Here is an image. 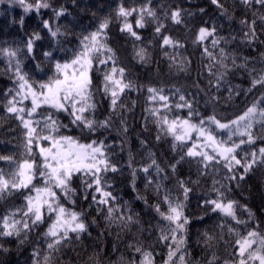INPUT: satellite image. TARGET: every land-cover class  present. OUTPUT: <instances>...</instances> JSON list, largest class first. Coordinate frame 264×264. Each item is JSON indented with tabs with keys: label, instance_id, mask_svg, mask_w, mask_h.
Instances as JSON below:
<instances>
[{
	"label": "trees",
	"instance_id": "obj_1",
	"mask_svg": "<svg viewBox=\"0 0 264 264\" xmlns=\"http://www.w3.org/2000/svg\"><path fill=\"white\" fill-rule=\"evenodd\" d=\"M50 2L53 8L63 6L67 9L64 16L58 21H53L62 31L68 33L67 36L60 38V47L65 49L75 50L81 35L94 31L101 19L108 17L111 20L106 30L107 44L116 53L118 67L125 69V79L134 85L120 97L119 104L124 107L113 113L110 109V98L103 94V73L112 67L111 62L107 65L95 64L92 72L93 99L97 105L95 119L102 121L111 116V127L97 129L95 133H88L86 130L82 133L80 128L71 124V117L67 113H58L57 118L68 125L67 129L61 130L63 134L78 136L81 142L86 143L90 140H103L109 146L106 151L118 171H109L105 174V179L110 185L106 190L117 198L115 204L121 207L124 214L132 215L134 220H139L138 224L131 223L127 227L119 221L107 222L104 219L107 215L106 208L98 212V206L92 201L94 189H88L85 193L83 180L88 178L79 174L74 176L72 187L76 189L73 197L75 204L65 200L61 202L66 207L85 213L84 221L88 225V232L82 233L79 239L75 234H70L71 240L55 254L54 264H125L133 258L139 261L140 255L128 247L129 244L137 243L154 252L156 264H163L168 249L164 242L158 240L157 224L163 226L166 222L162 221L150 206L160 203L161 210L166 211L167 205L161 203L165 191H168L174 200L176 198L183 200V191L178 183L181 180L190 189L188 199L185 201V215L191 221L187 226V252L191 264H207L212 252H216L221 261L228 257L232 252L231 244L235 240V236L228 233V226L245 234L247 230L258 225L259 230L264 232V167L255 166L243 180L226 179L230 173L222 161L213 163L205 169L199 163L198 157L185 155L187 148L191 146L190 142L184 147L178 145L173 150L172 136L161 132L155 122L157 117L149 111L159 109L160 114L168 115L169 119L176 116L186 117L187 108L175 107L181 102L180 95H184L199 113V116L194 117V121L213 114L218 119L230 120L242 114L261 92H264V88L260 86L248 91L252 80L249 71L256 69L259 72L264 68L262 58L264 22L259 19V16L264 14V8L258 4L248 7L241 3V0H220L227 9L226 13H222L211 0H152L150 6L156 10L157 20L146 17L145 27L136 29V15L128 18L142 38L137 41L127 32L121 31L123 19L116 17V9L121 0H75V2L50 0ZM146 2L147 0H123L124 6L129 8L139 7ZM176 8L184 10L183 22L180 24H175L164 15L166 11L170 13ZM200 9L204 11L201 12ZM253 13H256V16ZM21 16H24L23 27L19 23ZM52 17L51 9H42L39 16L35 12L24 15L19 6L0 4V47H16L22 44L33 31H41V19L51 20ZM244 19L248 21L256 19L258 39L252 43L245 39L244 34L248 29L240 23ZM157 22L165 26L159 35L155 34ZM213 26L216 27L215 37L195 42L201 27ZM41 35L44 39L37 42L34 53L36 59L33 60L26 54L21 56L24 71L35 80H46L52 75L51 65L44 61L42 53L51 50L53 42L46 30L41 31ZM163 36L179 41L180 46L163 45ZM217 37L225 39L213 48L212 40ZM140 48L146 49L144 61L136 55ZM205 48L214 53L217 59L220 49L223 48L229 55L224 62L227 68L210 59L204 52ZM54 56L56 59H68L71 57V51L67 54L57 51ZM232 56L236 57L235 66ZM101 58L104 59L106 56ZM37 63H40L43 71L36 69ZM241 64H246V67H239ZM222 73L226 74L217 88V78ZM15 87L14 76L8 70L6 60L0 57V155L14 156L19 160L23 152V130L15 116L7 113L5 108L10 98L6 93ZM150 87L163 89L162 94L169 97L171 111H165L161 107L163 102L149 99ZM212 97H218V100L210 102ZM25 104L30 107L28 101ZM125 128L127 131H124ZM254 130L259 132L260 125L257 124ZM234 139L238 140L235 137ZM261 146H264V142L259 139L255 145L242 146L237 150L238 158L245 152ZM150 153L154 154L157 163L164 169V173L159 177L155 173V168H150L148 173L142 171L151 163ZM181 156H184V159L181 160ZM173 164L176 165L175 172L170 167ZM0 169H4L5 172L12 170L5 161H0ZM133 169L136 170L135 190L132 186ZM238 171L243 172V169ZM165 175L167 179H164ZM149 179L153 181V185L146 188ZM156 181L163 183L159 195L153 190ZM214 181L218 183L214 185ZM36 183L39 184L41 181L37 180ZM222 185L224 187H221ZM214 187L223 191L229 200L238 202L237 217L248 221L247 228L244 225H237L231 218L224 217L219 212H213L210 205H205L206 200L216 198ZM27 194V190H22L0 200V215L9 209L20 207L24 203L23 197ZM137 194L147 197V205L143 199H137ZM96 195L99 198V194ZM245 209L251 210L254 214L253 219H249ZM93 220L96 222L93 223ZM49 223L51 220L46 219L44 224L33 229L24 244H19L13 237L0 238V244L8 249L6 252L0 250V264H33L32 251L37 247L41 250L42 259L46 252V242L42 234L47 230ZM221 224L225 225L223 229L219 227ZM205 232L216 238L210 242L213 247L205 244Z\"/></svg>",
	"mask_w": 264,
	"mask_h": 264
},
{
	"label": "snow or ice",
	"instance_id": "obj_2",
	"mask_svg": "<svg viewBox=\"0 0 264 264\" xmlns=\"http://www.w3.org/2000/svg\"><path fill=\"white\" fill-rule=\"evenodd\" d=\"M75 2V0H73ZM8 3L9 5L19 6L24 15L35 12L38 16L42 9H51L52 19H41L42 29L46 30L48 37L53 42L51 50L42 53L44 61L51 65L52 75L46 80H35L28 72L23 69L21 56L26 54L27 57L35 60L34 55L38 41L44 37L41 31H33L31 35L18 44L16 47H0V57H3L8 66V70L14 76L15 88H11L6 93L10 98L5 105L6 112L13 114L19 121L23 130V152L21 158L17 160L14 156L0 155V161H5L12 168L11 171L5 172L0 169V200L14 192L27 190L28 194L23 197L24 203L17 208L9 209L5 214L0 215V238L13 237L19 244H24L33 229L44 224L46 219L51 220L47 230L42 234L46 242V252L41 259V250L37 247L32 251L33 264H54V257L59 253L64 244L71 240L70 234H75L79 239L82 233L88 232V225L84 221L85 213L66 207L62 200L75 204L73 197L76 189L72 187L73 177L81 175L84 179L85 193L88 189H94L92 201L96 204L97 211L102 212L106 208L107 215L104 219L112 223L119 221L127 227L131 223H139L134 220L132 215H126L122 212L121 207L115 204L116 197L112 192L106 190L110 185L105 179V174L109 171L117 172L118 169L109 158L106 149L109 147L103 140H90L87 143L81 142L78 136L65 135L62 129H67L68 125L63 124L58 118V113H67L71 117V124L88 133H95L97 129H108L111 127V116L98 121L95 119L96 102L93 99V79L92 72L95 64L107 65L111 62L112 67L103 73V94L110 98V109L113 113L124 105L119 104L121 95L134 87L131 81L125 79V69L118 67L115 51L107 44V29L111 22L106 17L100 20L94 31L81 35L79 44L75 50L60 47V38L68 35L62 31L61 27L55 25L53 21H58L67 12L63 6L53 8L50 0H0V4ZM152 0L139 7H125L123 0L116 9L117 19H123L121 27L122 32H127L135 40H141V36L134 30L133 24L128 18L136 15L135 28H144L146 17L157 20V13L150 5ZM211 3L226 13L227 9L220 0H211ZM241 3L248 7L254 4L264 8V0H241ZM201 12L204 9H200ZM183 9L176 8L171 12H165L166 18H170L175 24L182 23ZM256 16V13H253ZM264 22V14L259 16ZM19 23L24 26V16H21ZM240 23L247 27L248 31L244 34L248 43L258 39L256 19L248 21L241 20ZM164 24L157 22L155 34L159 35L164 28ZM216 36V27H201L198 31L195 42H203L209 37ZM224 37H217L212 40V46L215 48L220 44ZM264 43V41H262ZM163 45L180 46L179 41L173 40L169 36H163ZM67 54L71 51V57L68 59H56L55 52ZM205 54L215 60L223 68H227L224 62L229 55L223 48L220 49L219 59L214 53L204 49ZM141 61L146 58V49L140 48L136 53ZM102 56L106 58L102 59ZM232 62L235 66L236 57L232 56ZM264 58V54H262ZM247 59V58H245ZM36 69L43 71L40 63L36 64ZM239 67H246L241 64ZM99 71V69H96ZM211 71V69H209ZM255 73V75H253ZM222 73L217 78V88L223 80ZM249 74L252 76L251 91L253 88L260 86L264 88V68L257 72L251 69ZM211 83V82H210ZM179 92V89L176 90ZM151 101L163 102L161 107L165 111H171L169 108V97L162 94L163 89L148 88ZM231 92V90H230ZM180 103L175 107L177 109L187 108L186 117L176 116L169 119L168 115H161L159 109H149L153 116L157 117L156 124L161 132L170 135L173 138L172 148L177 146H191L185 153L188 157L199 158V163L206 169L213 163L223 162L230 175L228 180H243L244 177L253 170L257 165L264 167V146L245 152L238 158V149L244 145H255L259 139L264 142V92H261L243 112L230 120L218 119L215 114L206 118H200L194 121V117L199 113L193 108V103L186 99L184 95L179 97ZM218 97H212L211 101H217ZM30 103V107L25 104ZM123 120L121 124H123ZM260 125V131H255L256 125ZM124 131H127L125 128ZM238 138L237 139H234ZM160 136H157V140ZM152 157L151 163L144 167L142 171L148 173L150 168H155V173L159 177L164 173ZM184 156H181V160ZM179 163V161H177ZM131 167V159L129 161ZM175 172L176 165L170 166ZM238 169H243L239 172ZM135 174L133 169V189L135 190ZM167 179V176H164ZM39 180L41 183L37 184ZM179 186L183 191V200L171 197L168 191H165L161 203L167 205V210H161V204L157 203L150 207L158 214L160 219L166 222L163 226L159 223L158 240L164 242L167 247V256L163 264H191L189 253L187 252V226L190 219L185 215V208L190 189L185 186L184 181H179ZM214 185L218 183L213 182ZM153 185L151 179L145 187ZM163 187L162 181H156L153 190L160 194ZM221 187H224L223 185ZM216 192V198L206 200L205 205H210L213 212H219L224 217L231 218L237 225H244L247 228L248 221L241 220L237 217L236 208L239 206L235 200H229L225 193L218 188H213ZM99 194V198L97 195ZM87 199V195H85ZM137 199H143L147 205V197L137 194ZM100 206H105L104 208ZM249 219L254 218V214L249 209ZM119 213V215H117ZM202 219V217H201ZM96 221L93 220V223ZM221 229L224 224L219 226ZM228 233L235 236L234 243L231 244L232 252L227 258L221 261V257L212 252L211 258L207 264H264V232L259 230V226L247 230L241 234L236 228L228 226ZM205 244L213 247L210 243L216 238L204 233ZM23 237V238H21ZM221 239L223 236L221 234ZM229 243V242H225ZM135 253L140 255V260L134 258L125 262V264H156L154 252L146 250L141 243L136 245L129 244ZM0 250L8 251L0 244ZM123 259V258H122Z\"/></svg>",
	"mask_w": 264,
	"mask_h": 264
},
{
	"label": "rangeland",
	"instance_id": "obj_3",
	"mask_svg": "<svg viewBox=\"0 0 264 264\" xmlns=\"http://www.w3.org/2000/svg\"><path fill=\"white\" fill-rule=\"evenodd\" d=\"M25 103H26V101H25ZM83 143H86V142H83ZM191 143V142H190Z\"/></svg>",
	"mask_w": 264,
	"mask_h": 264
}]
</instances>
